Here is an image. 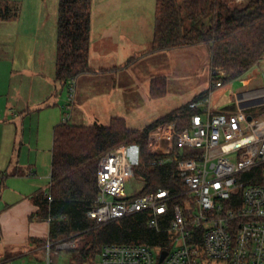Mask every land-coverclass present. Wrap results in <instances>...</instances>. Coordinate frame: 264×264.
<instances>
[{
    "label": "built area",
    "instance_id": "built-area-1",
    "mask_svg": "<svg viewBox=\"0 0 264 264\" xmlns=\"http://www.w3.org/2000/svg\"><path fill=\"white\" fill-rule=\"evenodd\" d=\"M225 72L211 69L207 94L189 102L188 125L178 130L166 121L149 131L146 152L150 166L175 162L188 200L173 206L168 189L126 196L124 187L138 163H131L127 145H118L97 161L98 195L87 216L101 226L144 212L148 226L170 235L168 249L144 244L109 243L100 247V264H264V76L224 83ZM234 82L239 83L233 89ZM68 89L62 122L70 118L75 81ZM229 84L224 92L223 89ZM226 103L215 104V95ZM234 108H230L233 107ZM248 117L250 119L248 120ZM47 241L46 248L50 250ZM72 248L73 241L58 244ZM166 255L159 262V255ZM47 264H50L47 262Z\"/></svg>",
    "mask_w": 264,
    "mask_h": 264
},
{
    "label": "trees",
    "instance_id": "trees-1",
    "mask_svg": "<svg viewBox=\"0 0 264 264\" xmlns=\"http://www.w3.org/2000/svg\"><path fill=\"white\" fill-rule=\"evenodd\" d=\"M155 0L153 36L150 53L185 47L206 46L210 68L225 72L224 83L237 80L264 57V0ZM14 4V3H13ZM12 7V5H11ZM8 13L0 4V18L18 15ZM92 0H58L56 22L55 80L66 85L82 74L92 73L89 65ZM166 78L150 82V95L166 93ZM158 86L161 91H158ZM207 94L204 91L191 101ZM189 102L144 127L130 128L122 118H111L108 125H70L62 122L53 130L50 187L46 194L33 197L36 216L48 222L47 241L56 244L85 236L86 243L73 249L77 259L91 261L104 244H144L154 249H168L170 235L148 226L144 212L136 213L98 226L87 216L98 195L96 171L98 158L112 148L132 144L139 155L135 175L143 181L136 195L168 189L174 196L165 220L172 217L175 204L188 200L175 170V162L150 166L153 157L146 152L150 130L174 121L177 129L188 125L192 111ZM42 244V243H41ZM89 245L87 248L86 246Z\"/></svg>",
    "mask_w": 264,
    "mask_h": 264
},
{
    "label": "crops",
    "instance_id": "crops-1",
    "mask_svg": "<svg viewBox=\"0 0 264 264\" xmlns=\"http://www.w3.org/2000/svg\"><path fill=\"white\" fill-rule=\"evenodd\" d=\"M142 3L92 0L89 65L93 72L84 74L86 78L103 79L111 69L120 73L129 69L127 65L136 59L134 48L148 54L153 25L150 36L151 16L145 17ZM46 43L39 19L29 24L20 11L16 17L0 18V262L31 252V241L48 236V222L36 216L33 197L46 194L50 187L53 130L62 123L68 92L61 98L65 86L55 80V54L52 50L49 56ZM108 60L114 62L105 69ZM152 79L148 97L157 99L150 96ZM79 81L80 77L75 79V87ZM225 103L224 97L215 95L217 106ZM120 106V114L133 110L125 102ZM72 117L79 123L77 115ZM115 117L119 116L112 111L108 119Z\"/></svg>",
    "mask_w": 264,
    "mask_h": 264
},
{
    "label": "rangeland",
    "instance_id": "rangeland-1",
    "mask_svg": "<svg viewBox=\"0 0 264 264\" xmlns=\"http://www.w3.org/2000/svg\"><path fill=\"white\" fill-rule=\"evenodd\" d=\"M19 6L20 14L24 20L34 25L39 19L43 24L45 40L47 39V53L52 55L56 49V22L58 0H12ZM154 1L144 0L141 5V11H144L145 17H150L149 25L151 27L154 19ZM238 0L237 3H242ZM4 7L8 5V13L14 14L13 3L8 0H0ZM149 4V6H148ZM12 5V7H11ZM148 12H150L148 14ZM19 13V12H18ZM30 26V25H29ZM151 43L148 45V54L145 51L134 48L133 60L127 66L129 69L120 73L112 69L106 71L103 79L100 77L86 78L84 74L80 75V81L77 87L74 85V98L71 103L70 118L77 115L79 123H75L73 117L68 119L70 125H108L110 113L113 111L115 116H119L126 121L130 128L142 131L145 126L159 118H163L173 110L190 102L196 95L202 93L210 84V59L209 51L206 46L185 47L169 51L150 53ZM113 60H108L103 64L105 69L112 67ZM92 66H97L92 60ZM122 66H125V64ZM158 76L166 78L165 95L156 98L148 97L149 80ZM264 76V57L254 66L245 71L239 79L253 78V85L259 86ZM77 77V78H79ZM83 77V78H82ZM70 83L63 88L62 97L66 96ZM239 83L234 82L233 89L239 88ZM229 84L224 88L227 89ZM158 91L161 87L158 86ZM207 91V90H206ZM151 96V95H150ZM153 97V96H151ZM97 101V102H96ZM99 102V103H98ZM120 102H125L133 106V110L120 114L123 107H119ZM68 99H66V104ZM109 107V108H108ZM113 108V109H112ZM231 109L234 108L230 107ZM264 107L253 109L256 113H261ZM65 112V111H64ZM113 114V113H112ZM114 116V115H113ZM130 150L131 163H139V155L132 144L127 145ZM143 188V181L135 174L127 180L124 187V194L132 196L137 194ZM31 241L29 250L31 252L13 257L10 260L2 261L0 264H100L99 257L96 256L91 261H81L76 258L73 249H80L87 242L85 236L71 239L72 248H58V244L53 245L48 250L47 237ZM65 241V242H70ZM43 244L37 250V246ZM87 248L89 245L86 246ZM205 264H223L219 262H207Z\"/></svg>",
    "mask_w": 264,
    "mask_h": 264
},
{
    "label": "water",
    "instance_id": "water-1",
    "mask_svg": "<svg viewBox=\"0 0 264 264\" xmlns=\"http://www.w3.org/2000/svg\"><path fill=\"white\" fill-rule=\"evenodd\" d=\"M250 119V117H248V120ZM166 255V251H162L159 255V262H161L163 260V258L165 257Z\"/></svg>",
    "mask_w": 264,
    "mask_h": 264
}]
</instances>
